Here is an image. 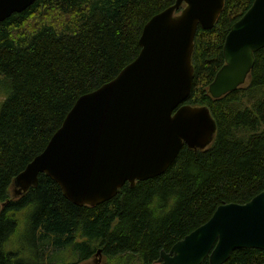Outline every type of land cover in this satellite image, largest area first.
Masks as SVG:
<instances>
[{
	"label": "trees",
	"instance_id": "trees-1",
	"mask_svg": "<svg viewBox=\"0 0 264 264\" xmlns=\"http://www.w3.org/2000/svg\"><path fill=\"white\" fill-rule=\"evenodd\" d=\"M176 1L37 0L0 23V264H60L59 248L79 262L100 249L111 261L156 264L220 205L264 191V49L243 86L218 99L209 93L226 37L254 2L226 0L213 29L197 32L186 102L209 108L217 125L209 147L185 146L163 175L127 183L97 206L71 203L45 174L13 193L78 99L132 63L145 25ZM49 245L55 255L46 257ZM225 264H264V252L238 249Z\"/></svg>",
	"mask_w": 264,
	"mask_h": 264
},
{
	"label": "water",
	"instance_id": "water-1",
	"mask_svg": "<svg viewBox=\"0 0 264 264\" xmlns=\"http://www.w3.org/2000/svg\"><path fill=\"white\" fill-rule=\"evenodd\" d=\"M36 1L0 0V23ZM225 2L177 0L154 16L143 29L138 57L115 79L78 99L45 150L15 178L14 195L36 186L45 174L71 203L97 206L127 183L163 175L185 146L209 147L217 132L209 108L186 102L197 32L213 29ZM262 49L264 0H254L226 37L225 64L209 86L212 97L243 86ZM238 249L264 252V191L245 204L220 205L205 224L169 252L163 250L157 264H225Z\"/></svg>",
	"mask_w": 264,
	"mask_h": 264
},
{
	"label": "rangeland",
	"instance_id": "rangeland-1",
	"mask_svg": "<svg viewBox=\"0 0 264 264\" xmlns=\"http://www.w3.org/2000/svg\"><path fill=\"white\" fill-rule=\"evenodd\" d=\"M3 96H4V93H0V101H2L3 99ZM21 234L24 235V232L21 231ZM21 236V235H20ZM15 243V242H14ZM17 243V242H16ZM20 245V244H19ZM15 247L19 248L21 246ZM11 248V247H10ZM13 251H15L16 249L15 248H11ZM24 254V253H23ZM21 254L20 257L24 260H26L27 258V253L26 254ZM46 257H49V256H54L55 255V252H53V247H51L50 245L46 248ZM58 255L61 257V261H60V264H78L79 261H78V258L77 257H71L70 256V251L67 250V249H60L58 250ZM63 262V263H62ZM107 264H140L137 260H132V261H129V259H126V260H120V261H111V260H108V263Z\"/></svg>",
	"mask_w": 264,
	"mask_h": 264
},
{
	"label": "flooded vegetation",
	"instance_id": "flooded-vegetation-1",
	"mask_svg": "<svg viewBox=\"0 0 264 264\" xmlns=\"http://www.w3.org/2000/svg\"><path fill=\"white\" fill-rule=\"evenodd\" d=\"M107 263H108V259L103 255V252L101 251L100 254H98V252H94L93 254L89 256L88 259H85L79 262L78 264H107Z\"/></svg>",
	"mask_w": 264,
	"mask_h": 264
}]
</instances>
